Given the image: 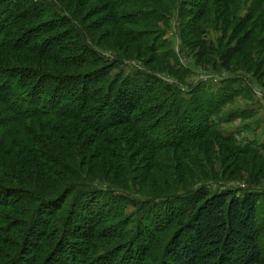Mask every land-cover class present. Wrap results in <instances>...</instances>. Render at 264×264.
<instances>
[{"label":"trees","instance_id":"1","mask_svg":"<svg viewBox=\"0 0 264 264\" xmlns=\"http://www.w3.org/2000/svg\"><path fill=\"white\" fill-rule=\"evenodd\" d=\"M173 14L245 69L188 85ZM262 68L264 0H0V264H264L262 195L207 189L264 149L215 120Z\"/></svg>","mask_w":264,"mask_h":264},{"label":"rangeland","instance_id":"2","mask_svg":"<svg viewBox=\"0 0 264 264\" xmlns=\"http://www.w3.org/2000/svg\"><path fill=\"white\" fill-rule=\"evenodd\" d=\"M180 1L182 6L183 0ZM185 8L189 10V6ZM245 12V10H242L240 15L244 16ZM166 18L165 23H159L160 28L165 31L163 39L170 43L173 50L178 55V59L184 64V67L189 69L190 73H188L185 81L188 85H197L203 81L205 84H212L214 87L221 86V80L228 77L231 78L232 76L235 77L237 72L245 69V65L244 67L230 66L216 73L206 61H197L193 54L199 49L195 47L192 52L189 46L183 45L180 42L179 30L181 17H179L178 14H173ZM219 36L220 32L216 31H214L213 34L209 33L205 35L207 38L206 41L211 39L214 43H216V39H218ZM134 63H136L134 65L142 66L141 63L136 61H134ZM251 69L254 72V67ZM262 71H264L263 68L262 70L259 69L257 74H260ZM259 76V80H249L250 83L246 87H249L247 97H236L232 103H229L222 110L220 116L215 118V120L221 122L219 127L224 131V134L235 133L237 134V140L242 144H252L262 148L264 144V72ZM246 113L250 115L248 116ZM237 114H246V117H233ZM260 152V156L264 157V149L263 151L261 149ZM221 154L225 156L224 167H217L216 170L219 176H222V181L220 183H207V189L213 191L232 189L238 191V195H242L245 190L251 189L257 196L262 195L258 204L260 206V212L263 214L264 158L260 156L259 158L248 155L242 156L227 151H222ZM239 165L241 167H239ZM200 184L201 181L196 182V185L199 186ZM261 224H264V219L260 222V225ZM260 245L264 248V227L261 229Z\"/></svg>","mask_w":264,"mask_h":264}]
</instances>
